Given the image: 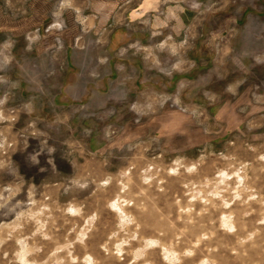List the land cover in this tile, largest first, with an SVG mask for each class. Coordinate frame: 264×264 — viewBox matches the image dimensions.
I'll return each mask as SVG.
<instances>
[{
  "label": "rangeland",
  "instance_id": "rangeland-1",
  "mask_svg": "<svg viewBox=\"0 0 264 264\" xmlns=\"http://www.w3.org/2000/svg\"><path fill=\"white\" fill-rule=\"evenodd\" d=\"M0 264H264V0H0Z\"/></svg>",
  "mask_w": 264,
  "mask_h": 264
},
{
  "label": "crops",
  "instance_id": "crops-1",
  "mask_svg": "<svg viewBox=\"0 0 264 264\" xmlns=\"http://www.w3.org/2000/svg\"><path fill=\"white\" fill-rule=\"evenodd\" d=\"M146 7V6H145ZM143 8V7H142ZM144 10L143 11H145V12H148L147 14H148V16H149V18H146V22L148 23V27L150 28V30H152L153 28H155V26H156V20L154 19V16H153V14H151L150 12L152 11V8L150 7V5H148V7L147 8H143ZM133 15H139L136 11L133 13ZM133 17L134 16H130V18L131 19H133ZM53 26H55V27H58V25L57 24H54ZM54 27V28H55ZM94 65H97V61L96 62H94V57H93V65H92V68H91V72L92 73H98L99 71V69H98V67H96V66H94ZM82 69H84V68H86V67H84L83 65H79ZM70 91H67L66 90V92H64V94L65 95H67V96H69V93Z\"/></svg>",
  "mask_w": 264,
  "mask_h": 264
}]
</instances>
